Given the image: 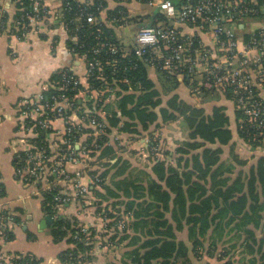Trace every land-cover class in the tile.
<instances>
[{"label":"trees","instance_id":"16d2710c","mask_svg":"<svg viewBox=\"0 0 264 264\" xmlns=\"http://www.w3.org/2000/svg\"><path fill=\"white\" fill-rule=\"evenodd\" d=\"M10 1L13 10L5 8L1 18L7 25L9 21V26L20 19L23 10L31 9L27 0ZM65 1L67 47L82 57L86 66L92 58L99 62L93 71H87L86 80L75 91L79 95L75 106L101 123L103 131L98 132L88 121L87 127L77 130L79 116L74 115L69 137L88 151V157L79 156L78 160L90 163L87 174L100 180L90 196L85 201L76 198L66 207L55 203L56 188L40 195L44 213L52 217L57 212L49 225V235L53 242L64 241L67 245L58 253L60 261L89 264L96 251L110 249L121 252L119 264H211L204 257L224 260L218 264H264V139L256 136L257 129L238 108L237 95L231 89H207L202 85L194 90L182 73L165 68L153 53L137 56L132 44L124 45L115 31L117 27L170 22L156 6L150 12L132 15L128 9L130 0H67L68 8ZM172 1L177 5L182 2ZM133 2L137 7L151 5L150 0ZM104 9L106 18L101 20ZM87 12L94 13L93 22L87 21ZM240 22L246 24L245 20ZM243 28L239 30L247 41L250 34ZM60 72L53 74L55 79ZM181 85L188 88L187 92L181 88L179 92ZM53 89L56 87L50 91ZM80 92L91 99L79 101ZM252 94L261 101L264 116V100L256 84L252 85ZM220 97L227 105L221 103ZM169 123L176 125L179 132L176 145L168 135L172 129ZM182 125L188 130L186 137H181ZM113 131L126 134L140 145H144L142 138L148 137L146 157L141 150H130L135 157L146 160L145 168L139 165V173L127 171L129 161L122 153L127 154L128 147L121 138L111 141ZM34 137L30 138L37 139L38 145H46V164L50 156H59L58 150L48 147L46 137L40 133ZM237 140L247 151L259 150L252 155V163L239 157ZM50 179L54 180V176ZM95 193L97 198L91 195ZM3 195L0 190V198ZM88 201L91 204L85 208L90 213L86 214H99V231L95 226H86L85 218L74 211L81 202ZM11 212L0 211V241L15 238L14 229L2 218ZM15 213L13 222L18 224L21 217ZM120 220L125 222L122 228L118 226ZM240 246L241 253L249 254L246 262L244 257L242 261L231 259L230 253ZM0 254L9 255L5 262H40L29 252L0 249Z\"/></svg>","mask_w":264,"mask_h":264},{"label":"built area","instance_id":"2783aa9c","mask_svg":"<svg viewBox=\"0 0 264 264\" xmlns=\"http://www.w3.org/2000/svg\"><path fill=\"white\" fill-rule=\"evenodd\" d=\"M27 1L31 9L23 10L20 19L11 26L1 20L4 9H0V32L23 34L34 21L51 17L59 19L65 28L63 0L57 8L49 7L44 0ZM69 4L66 0V8ZM150 4L165 14L170 22L140 25L132 44L135 54L141 56L147 51L153 53L163 62L165 68L174 73H182L187 82L194 86V90H198L201 85L207 89H231L237 95L238 108L242 110L246 120L257 129L256 136L264 139L262 103L252 94V85L256 84L260 90L264 89V24H254L252 29L247 30L250 34L247 41L241 33H237V30L240 31L239 27L244 25L241 20L264 18V0H182L180 5L172 0H150ZM86 15L88 22L95 20L93 12H87ZM100 19L104 18L100 16ZM183 25L198 29L200 33L184 31L181 29ZM71 39L75 40V37L72 36ZM87 64V71L91 72L99 62L92 58ZM60 73V77L53 82V87L56 89L42 90L32 99L22 102V112L26 115L23 129L26 132L41 134L54 130L52 123L59 120L64 125L55 140V150L59 151V156L55 159L50 156L51 160L48 164H46L48 160L46 145H38L37 139H33L36 135L32 136V140L28 139L29 143H26L22 150L26 151L24 154H20L21 151L16 153V171L22 176L26 185L36 188V195L51 191L53 188L58 189V183L69 178L63 162L66 164V161H76L79 156L88 157L86 147H80L69 137L74 129V115L79 116V121L76 123L79 125L77 130L85 127L88 121L97 128L98 132L103 131L101 123L84 115L81 108L75 106L79 96L75 94L80 87L79 78L67 71ZM82 93L79 101L86 102L91 99V96ZM141 141L146 146L149 139L145 136ZM33 148L39 149L33 152L31 150ZM79 149L82 150L77 153ZM83 165V168L75 171L73 175L76 195H82L87 190V186L80 178L83 176V169H88L90 163L84 162ZM51 175L57 178L51 180ZM59 189L53 197L55 203L61 205L70 201L71 198ZM13 216V213H8L2 215V218L11 223ZM56 216L57 213L53 214L52 218ZM8 225L11 228L10 224ZM124 225V221L118 222L120 228ZM84 230L85 228L82 229ZM4 258L8 257L0 254V264L5 262ZM13 258L17 259L18 256ZM5 263L16 264L13 260Z\"/></svg>","mask_w":264,"mask_h":264},{"label":"crops","instance_id":"0c3cea01","mask_svg":"<svg viewBox=\"0 0 264 264\" xmlns=\"http://www.w3.org/2000/svg\"><path fill=\"white\" fill-rule=\"evenodd\" d=\"M44 1L51 8L59 7L61 2V0ZM130 1L131 4L128 3L130 5L128 9L131 14L134 12H138L137 14H144L150 12L154 7H149L150 11L148 10L146 12L145 6L141 4V8L137 7L133 0ZM110 3L113 4L115 2L113 1ZM1 8L12 11L13 7L11 1L0 0V9ZM101 16L104 19L106 18L105 9L102 11ZM9 20L11 21V19ZM250 20L247 21L250 22ZM256 20V25L264 24V18H256ZM7 22L9 25V21ZM254 26V24L248 25L246 23L241 29L244 27L243 30H249ZM125 29L128 30V26L116 28L115 31L119 38L120 35L124 33L123 30ZM181 29L190 33H200L198 29L190 28L185 25H183ZM240 33H242V31H240ZM67 37L68 34L66 29L56 17L34 21L23 34L18 32V35H15V33L13 34L9 31L0 32V190H3L5 193V195L0 198V211L4 210L5 212L9 210L12 211L11 213L16 212L21 217V221L18 224L8 222L15 231V238L9 242L0 241V249L6 252H29L40 259L39 264H64L60 261L58 253L64 250L67 245L64 241L58 243L53 242L49 235L50 223L43 222L48 214L43 211L42 197L39 194L36 195V188L26 185L22 176L16 171V153L24 150L25 144L29 143L28 139L32 140L30 137L36 135L26 132L23 129L26 122V115L22 112V102L32 99V97H35L36 94L42 90L51 89L55 80L53 74L58 71H67L77 76L81 82L86 80V62H84L82 57L70 51L66 44ZM124 45L129 46L127 44ZM151 75L154 77L153 74ZM180 88L184 89V92L188 90V88H186V90L181 85L179 87L180 93ZM260 94L264 100L263 89L260 90ZM220 101L227 105L223 97H220ZM52 125L54 130L43 132V136L42 133L41 136L47 138L45 142L48 144H46L51 150H54L56 147L54 136L55 134L57 136L59 135L64 125L60 120L54 121ZM171 125L172 129L168 130V135L171 138V143L176 145L179 139H177L179 132L174 128L175 125ZM181 128V137H186L188 130L185 126ZM118 138H121L122 143L128 147V153H122L123 157L129 161V164H127V171L139 173V165L145 168L146 160H144V158L135 157L136 155L130 152V150H141L144 153L143 157H146L144 145H140V142L131 141L126 134H119L113 131L110 135L111 141ZM236 143V151L239 153V157L248 159V162L252 163V160H254L252 155L259 150L247 151L245 148L243 149L244 146L240 144L239 140H237ZM115 161L116 159L112 160V162ZM228 161L232 162V159L228 158ZM83 166L82 160L68 161L65 164L66 172L69 173V178L59 182L57 188H60L59 190H61L64 195L71 198L70 201L64 203L66 207L73 204L76 198L85 201L86 197L92 192L91 190L94 188V184H96L95 180L87 174V169H83V176L80 180L87 186V190L82 195H76L73 175L75 171L83 168ZM110 175L108 177H110ZM54 178H57V176ZM91 195H95L96 198L98 197L96 193ZM88 202H81L80 206L74 208V211H76L75 213L77 215L85 218L86 226H95L97 229L95 227L94 229L99 231V227L101 226L99 214L93 213L91 217L87 216L90 211L88 212V209L85 207L91 204V202L93 203V200ZM17 209L21 210V214L19 211H16ZM102 223L104 225V222ZM224 240L226 244H228V241L226 239H223V241ZM240 251H242L241 246L236 253ZM241 254L246 262L249 254ZM6 256L8 257L9 255L6 254ZM120 259V251H112L110 249L100 250L95 252V258L89 264H119ZM213 259L215 258L205 257V260L210 261L211 264ZM217 262L218 261L215 260L213 264H218Z\"/></svg>","mask_w":264,"mask_h":264},{"label":"rangeland","instance_id":"374dc122","mask_svg":"<svg viewBox=\"0 0 264 264\" xmlns=\"http://www.w3.org/2000/svg\"><path fill=\"white\" fill-rule=\"evenodd\" d=\"M152 6H154V5H152ZM152 6L150 7V6H146V12L150 9V8H152ZM150 7V8H149ZM141 8V7H140ZM137 11V10H136ZM140 11V10H139ZM150 11V10H149ZM138 12H134V13H132L133 15H136ZM257 22V20L256 19H251L250 20V22L249 21H247L246 20V23L248 24V25H253V24H255ZM257 24V23H256ZM128 26V30H123L124 31V33H122L121 35H120V39L122 40V42L124 43V44H127V45H130L132 42H134L135 41V35L137 34V31H138V27L140 26V24H133V23H128V25H123V27H127ZM237 33H240V31H238L237 30ZM133 44V43H132ZM176 126V125H175ZM175 129H176V127H174ZM177 130V129H176ZM234 237L235 236H233V239H234ZM220 252V251H219ZM231 254V259H233V261H242V254L240 253V252H232V253H230ZM218 255V254H217ZM216 255V256H217ZM230 256V255H229ZM204 259H205V257H204ZM215 260H217L216 258L215 259H213L212 260V264L214 263V261ZM244 260V259H243ZM219 262H224V260H222V261H218L217 263H219ZM244 262V261H243Z\"/></svg>","mask_w":264,"mask_h":264},{"label":"water","instance_id":"95a60500","mask_svg":"<svg viewBox=\"0 0 264 264\" xmlns=\"http://www.w3.org/2000/svg\"><path fill=\"white\" fill-rule=\"evenodd\" d=\"M42 136H43V133H42ZM43 222H46V223H51L52 222V217L51 216H46L45 217V221H43Z\"/></svg>","mask_w":264,"mask_h":264}]
</instances>
